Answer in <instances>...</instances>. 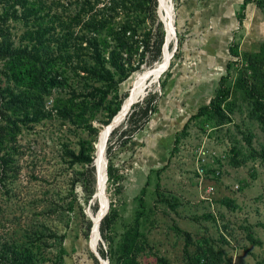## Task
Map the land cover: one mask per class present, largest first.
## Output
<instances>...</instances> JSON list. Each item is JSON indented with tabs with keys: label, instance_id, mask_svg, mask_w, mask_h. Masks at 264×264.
Returning a JSON list of instances; mask_svg holds the SVG:
<instances>
[{
	"label": "rangeland",
	"instance_id": "1",
	"mask_svg": "<svg viewBox=\"0 0 264 264\" xmlns=\"http://www.w3.org/2000/svg\"><path fill=\"white\" fill-rule=\"evenodd\" d=\"M168 1L172 21L163 0H158L157 15L164 30L166 26V44L162 48L170 57L157 75L151 71L159 61L152 65L143 63L140 71L119 84L118 96L123 100L114 118L129 103L120 124L111 126L114 118L102 124L104 109L92 120L99 128L94 138L93 163L100 147L99 134L108 128L106 173L110 159L120 175L118 191L116 184L108 181V175L105 182L103 177L105 199L108 198L109 206L112 201L118 211L109 235L117 245L127 232L133 235L137 231L143 248L136 258L141 264H164L158 260L160 256L168 264H196L207 247L223 253L231 264H264V163L249 159L236 166L230 161L231 157L240 159L249 154L253 148L259 150L264 145V130L248 116L249 108L242 98L245 94L240 89L236 90L237 104H233L231 122L214 127L207 123L202 127V117L190 120L214 96L228 66L185 67L181 35L175 22L176 2ZM168 25L173 29L170 36ZM13 31L17 35L21 32L18 27ZM237 49L241 53L232 55L230 60L233 64L228 84L232 87L242 73L251 75L243 53L260 51ZM71 84L80 87L76 82ZM150 94L156 99L152 101L155 109L149 120L142 129L129 131L127 142L120 144V132L126 128L132 106ZM184 126L185 132L176 142ZM113 130L117 132L111 137ZM244 132L252 135L251 143L245 140ZM80 137L91 139L93 134L74 129L55 117L23 130L18 140L25 151L19 177L10 193L0 189V234L4 239L20 240L26 228L42 229V222L57 235L65 234L61 242L52 243L49 238L47 241L52 244L42 245L39 252L50 259V264L61 249V264H96L94 252H99V247L108 249L100 233L94 250L92 228L86 227L88 221L93 227L92 217L97 220L99 211H106L102 197L97 198L94 193L87 198L81 183L71 189L80 166L69 165L65 149L76 150ZM232 148L241 152L235 154ZM95 164L97 193L99 166ZM67 201L74 202L72 212L65 209ZM95 204L98 209L93 211ZM47 209L55 210L44 214Z\"/></svg>",
	"mask_w": 264,
	"mask_h": 264
},
{
	"label": "trees",
	"instance_id": "2",
	"mask_svg": "<svg viewBox=\"0 0 264 264\" xmlns=\"http://www.w3.org/2000/svg\"><path fill=\"white\" fill-rule=\"evenodd\" d=\"M259 4L264 6V0ZM157 6L158 0H0L2 192L10 193L22 169L20 161L25 151L18 140L23 130L55 117L74 129L93 134L91 139L80 137L78 148L66 147L65 154L70 166H80L72 179L71 189L81 183L87 198L95 193L94 138L99 128L92 120L104 109L106 115L102 124H108L122 104L123 99L118 96L119 84L140 71L143 63L152 65L161 60L165 30L158 18ZM17 27L21 30L18 35L13 31ZM231 53L239 56L237 44L231 47ZM242 56L249 63L251 75L242 73L233 87L230 86L231 61L214 96L208 104L200 106L190 120L202 117V127L207 123L214 127L231 122L233 104H237L236 90L240 89L245 94L242 98L247 102L248 116L264 130V43L258 53H243ZM75 82L80 87L71 84ZM155 99L156 96L150 94L132 106L126 128L120 132V144L127 142L129 131L140 130L147 123L149 114L155 109L152 103ZM186 126L176 136V142ZM116 132L113 130L111 137ZM243 134L251 143L252 135ZM239 152L240 149L234 151L235 154ZM249 159L264 163V145L259 150L253 148L240 159L231 157L230 161L238 166ZM107 175L118 191L120 175L110 159ZM66 205L65 209L72 212L74 202L67 201ZM97 209L95 204L93 211ZM54 210L47 209L43 213ZM117 216L118 211L111 201L99 225L108 249L104 251L99 247V253L108 259V264H141L136 258L143 248L137 240V231L133 235L127 232L117 245L109 235ZM40 226L42 229L26 228L20 240L4 239L0 234V264H50L47 263L50 259L39 251L42 245L47 247L54 241L61 242L65 234L57 235L45 222ZM86 227L91 229V221ZM49 238L53 239L52 243L47 241ZM62 252L61 249L56 254L52 264H61ZM158 260L168 264L161 256ZM95 262L98 264L97 259ZM195 262L231 264V259L207 247Z\"/></svg>",
	"mask_w": 264,
	"mask_h": 264
},
{
	"label": "crops",
	"instance_id": "3",
	"mask_svg": "<svg viewBox=\"0 0 264 264\" xmlns=\"http://www.w3.org/2000/svg\"><path fill=\"white\" fill-rule=\"evenodd\" d=\"M185 67L222 68L231 47L256 52L264 43V6L251 0H175Z\"/></svg>",
	"mask_w": 264,
	"mask_h": 264
},
{
	"label": "bare ground",
	"instance_id": "4",
	"mask_svg": "<svg viewBox=\"0 0 264 264\" xmlns=\"http://www.w3.org/2000/svg\"><path fill=\"white\" fill-rule=\"evenodd\" d=\"M168 2H169L168 0H163L164 7L167 8L166 9L167 10V17L172 21V9L168 6V4H167ZM172 34H173V29H172V26L170 25L169 26V36L172 35ZM169 57H170V53L168 51H163L161 60L159 62H156V65H154V67H153V69L151 71V74L157 75L158 72L160 71L161 67L163 66V64L165 63V61ZM128 107H129V103H126L125 105H123L122 110L114 118L111 126H115L117 124H120V122L122 121L123 117L126 115ZM108 130H110V129L106 128L105 130H103L101 132V136L99 134L100 147H99L98 155H97V157L95 159V163H97L98 166H99V173H98V176H97V186H96L97 187V190H96L97 193L95 192V197H97V198L102 197L105 207L107 206L108 201L105 199L104 186H103V177H104V182L106 181V178H105L106 158H105L104 150H105L106 136H108L107 135ZM104 212H105V210H104ZM104 212L102 213V212L99 211L97 220H95L94 216L92 215L93 216L92 217L93 218V222H94L93 223V227H92V229H93L92 244H93V249L94 250H95V244L98 241V238L100 237L98 224H99L100 218L104 214Z\"/></svg>",
	"mask_w": 264,
	"mask_h": 264
},
{
	"label": "water",
	"instance_id": "5",
	"mask_svg": "<svg viewBox=\"0 0 264 264\" xmlns=\"http://www.w3.org/2000/svg\"><path fill=\"white\" fill-rule=\"evenodd\" d=\"M164 24H165V23H164ZM173 28H174V26H173ZM165 31H166V27H165ZM174 33H175V28H174ZM165 44H166V34H165V42H164V44H163V47H164ZM162 54H163V48H162ZM171 55H172V53H171ZM114 116H115V115H114ZM113 118H114V117H113ZM113 118H112V119H113ZM111 121H112V120H111ZM105 178H107V173H106V171H105ZM94 196H95V194H94ZM107 201H108V203H107L106 211H105L104 214L101 216L100 221H101V219L104 217V215L107 213V211H108V209H109V200H108V198H107ZM100 221H99V224H98V229H99ZM92 223H93V220H92ZM91 228H92V227H91ZM99 233H100V231H99ZM94 254L96 255V258H97L99 264H108V261H107L106 259L102 258V256L100 255V253H99L97 250H96V253L94 252Z\"/></svg>",
	"mask_w": 264,
	"mask_h": 264
},
{
	"label": "built area",
	"instance_id": "6",
	"mask_svg": "<svg viewBox=\"0 0 264 264\" xmlns=\"http://www.w3.org/2000/svg\"><path fill=\"white\" fill-rule=\"evenodd\" d=\"M251 1H253V2H255V3H259V2H261L262 0H251Z\"/></svg>",
	"mask_w": 264,
	"mask_h": 264
}]
</instances>
